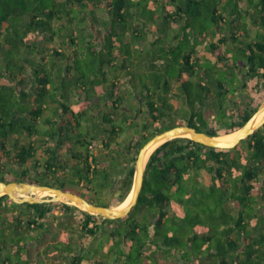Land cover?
I'll return each mask as SVG.
<instances>
[{"label":"trees","instance_id":"trees-1","mask_svg":"<svg viewBox=\"0 0 264 264\" xmlns=\"http://www.w3.org/2000/svg\"><path fill=\"white\" fill-rule=\"evenodd\" d=\"M101 10L105 11V17L98 15ZM252 26L257 27V32L250 38ZM170 29H175L172 37L167 35ZM56 41L60 46L55 43L47 48V53H42L45 50L42 43ZM143 41L149 44L148 49L142 48ZM202 46L210 55L199 53ZM25 49L38 51V61L28 56L20 58ZM0 60L3 61L0 181H18L24 173L23 181L46 184L38 178L47 175L55 178L58 166L65 164V168H72L66 183L82 182L88 191H95L93 182L97 180L101 188H106L112 175L110 165L121 158L110 149L118 142L121 144L122 135L135 129L139 133L137 137L120 148L125 152L123 164L125 168L128 166V171L113 202H99L72 185L63 186L91 202L115 207L130 193L139 149L154 134L179 124L213 136L228 134L237 131L257 110L264 99V0H0ZM56 70L57 79H52ZM111 72L115 73L110 78ZM250 81L254 82L248 87ZM59 90L62 93L58 97ZM73 91L78 94L77 107L83 109L78 117L73 113V105L62 101L65 96L69 101ZM83 91H88L90 96H84ZM245 91L251 95L258 92V99L251 103L250 96L240 93ZM128 92L138 99V106L126 105V108ZM98 95L102 109L97 111V116L105 136L96 142L95 137L85 140L81 133L72 135V130H78L83 125L82 118H86L84 105L87 101L94 103L92 98ZM178 96L183 113L175 111L172 101ZM45 97L48 102L28 104L33 98L37 102ZM49 98L56 103L57 113L61 106L64 115L72 113L73 118L61 122V126L56 124V118H46V128L41 131L35 122L50 109ZM207 108L214 110L213 120L206 117ZM117 116L121 117L120 122H116ZM20 133L29 139L22 141ZM41 133H46L44 164L37 158L39 149L35 139ZM56 139L57 142L52 141ZM84 142L86 153L73 149L72 145ZM64 144L67 153L76 160L73 167L61 163L60 150ZM98 146L105 150L101 151L105 154L103 162L110 161L109 168H100L99 151L95 154ZM32 158L34 162L28 165L34 167L36 176L31 169L23 168L18 174L7 171L8 160L25 166ZM53 164L56 168L50 172ZM146 169L144 185L134 207L142 203L143 194L149 196L148 207L156 210L154 217L150 213L155 235L151 236L147 225L142 227L138 220L126 222L125 234L121 233L116 220L128 218L134 207L122 218L102 220L101 215L67 202L68 211L77 209L82 216L79 222L84 243L91 244L90 239L109 233L115 242L103 238L100 243L112 246L106 253L113 249L117 252L112 264L121 258L122 264H128L132 255L133 260H139L144 251L150 249L153 254L160 247L169 251L167 255L171 258L175 253L173 245L178 246L172 243V236L166 234L162 246L156 250L148 246L143 236L154 243L156 229L167 219H173L176 209H185L186 203L198 206L207 197L223 207L217 225L219 233L204 229L203 235H200L202 231L197 232L188 236L184 244H178L195 243L197 257L205 247L216 264H264V205H260L264 201V126L234 148L207 146L189 137L166 140L151 153ZM203 170L211 175L208 187L199 185ZM114 180L113 176L110 185ZM191 180L194 185L188 184ZM9 201L7 194L0 196V245L5 246L14 240V222L8 212L12 205H18ZM229 202L234 213L228 207ZM128 237L131 242H127ZM213 245L215 251L210 250ZM68 248L70 251V244ZM85 250H88L86 246L83 256L88 253ZM8 251L0 246V264H11ZM181 252L188 257L186 251ZM101 262L84 259L82 264Z\"/></svg>","mask_w":264,"mask_h":264},{"label":"rangeland","instance_id":"rangeland-1","mask_svg":"<svg viewBox=\"0 0 264 264\" xmlns=\"http://www.w3.org/2000/svg\"><path fill=\"white\" fill-rule=\"evenodd\" d=\"M98 15L100 17H105L106 13H105L104 10H101V11L98 12ZM92 28H95V25H93ZM253 33H254V36H255L256 35L255 34L256 31L254 30ZM55 43L57 44V46H60V45H58L57 41L52 43V44L51 43H46V42L42 43V46H43L42 48H45V50L43 49L42 53H47L48 52L47 48L54 47ZM149 47L150 46L148 45V43H146L144 41L143 45H142V48L143 49H148ZM199 53L200 54L210 55V53L208 51H206L203 46L200 47ZM26 56L31 58L33 61L35 60V62H37L38 61L37 59L40 56V53L38 54V51L31 52L30 49H25L23 54L20 53V58H24ZM2 68H3V61L0 60V70H2ZM111 76H112V74L110 73V78H111ZM242 76L245 77V74H242ZM52 78L57 79V75L56 74H55V76L53 75ZM253 82L254 81H250L248 87H251ZM175 85H176V83H175ZM57 93H62V91L59 90V91H57ZM75 93H77V91H73L72 92V94L77 99H73V100H78L79 101V99H78V97H77V95ZM237 94L238 93H236V95ZM241 94L242 95L245 94V96H250V97H248V99H249L248 101H250L251 103L254 102L255 98L258 99V92H254L251 95L250 92L245 91V93L241 92ZM83 95L84 96H90V93L88 91H83ZM128 96H130V94H128ZM179 96L176 99H172V101H173V103L175 105V111L178 112V113H183L184 109H180V108H183V105L180 102ZM73 100L70 99L68 101V98L66 96L63 97V99H62V101H65V103L69 104L70 106H71L72 103H75ZM41 102H48V98L47 97L38 98L37 102L33 98L31 100V102L30 101L28 102V104L30 106H32L31 103L34 104V105H37V104H39ZM131 103L133 104V105L130 104L131 107H135L137 104H139L138 99L137 100L136 99H132ZM48 104H50V103H48ZM84 108H85L87 114L85 116L86 118H82L84 120L83 121V125L78 130H72L73 134L72 133H70V134L76 136L79 133H81L82 137L85 140H91L92 137H95L96 138L95 139L96 142L100 141L99 140L100 137H104L105 133L101 131L102 125L100 124V121H98L99 117L97 115H93L92 114V112L95 113V111L98 109L97 108V104H96V107H95L93 102L89 103L87 101V105L85 104ZM82 111H83L82 107H77L76 105H73V113L76 115V117H78L80 112H82ZM58 112L59 113H58V116H57L56 107L48 109L45 113L42 114V115H44V117L41 118L39 122H35L36 127L39 130L44 131L45 128H46L44 119H46V117L56 118V124L59 125V126H61V122H62V124L63 123H67L68 122L67 119L73 118L72 115H71V117L69 116V118H66V117L64 118L65 115L62 112V107L61 106L58 108ZM213 113H214V110L212 108H207L206 111H205V115H206V117L209 120H211V119L213 120V116H214ZM70 114H72V113H70ZM92 116H95L96 118L95 117L94 118H90ZM175 116H177V115H175ZM63 118H64V120L66 119V122H64ZM138 118H141V114L138 115ZM115 120H116V122H120L121 121V117L117 116L115 118ZM28 121L30 122L32 120L30 118H28ZM52 126H54V125H52ZM63 126H65V125H63ZM63 130H65V128H63ZM131 132L132 133L128 132V133H125L124 135H122L120 137V139H119L121 144L118 142V145H113V147L110 149V152L117 154L119 156V158L121 157L120 158V162H118V160H119L118 159V160H115L114 165H110L111 170H109V171H110V173L112 175L108 179L111 182L112 181V177L114 176L115 180H114L113 184L110 185V182H109V183H107V187L106 188H101V186L98 185L97 180H94L93 185H94V187L96 189L95 190L96 193H95V191H92V190L88 191L85 188V186L83 185L82 182L80 183V185L71 184L70 182H67V185L74 186V188L76 190H78V191L81 190L82 192H85L88 196L96 198L99 202H107V203L113 202L118 197V192H119L118 189L120 187H122V179L124 178L123 176L128 171V169H127L128 166L125 168L126 165L123 164L124 163L125 152L123 151V149H120V148H123L125 146V144H127L128 140H130L131 138L135 139L137 137V135L139 134L138 131H135V129H133ZM45 134L44 133L38 134L36 136V138H35L37 140V143H36L37 147L39 149L37 151V158H38V160L42 161L43 164L45 163V160H43V158H45V156H44L45 155V153H44L45 151L43 149H45V147H46V145H45L46 135ZM72 135H71V137H72V139H74ZM18 136H23L22 137V141H24V142L29 139L28 135H25V134L23 135L22 133H20ZM57 139L56 140H52V141L57 142ZM36 140H35V142H36ZM245 142L246 141H244V143ZM245 144L242 145V146H245L244 148L247 147ZM52 145H53L52 143L48 144V146H52ZM11 146H12V144L9 143L8 147H11ZM62 146H63V148L60 150V156L62 154L61 163H65L66 162L67 164H70L71 167H73L72 165L75 163L74 161H76V160L73 159L71 154L67 153V146L65 144L62 145ZM72 146H73V149L75 148L74 150H76V151L80 150V151H83V153H86V151H87V145H86L85 142H84V144H79V145H75L74 144ZM96 151L97 152L99 151L98 155H99V160L101 162L100 168H103V166L109 168L110 161L108 163H104L103 162V160L105 158L104 157L105 154L102 153V152L105 151V150L101 149V147L98 146V150H95V154H96ZM47 155H48V152H47ZM33 160H34L33 158L30 159L28 161L27 165H25V166H21V165L16 164V163L13 164V162L11 160H8V163L7 164L4 163L3 167L5 168V164H6L7 171L8 172L12 171V172H15L16 174H18L19 172L21 173L23 171L22 170L23 168L24 169H31V173L35 176L36 173L33 171L34 167L28 165V164H32V162H34ZM65 167H66L65 164H62V165L58 166V168H57L58 170L56 172H54V173L62 174V175L65 174L66 177H70V174L72 172L71 171L72 168L68 169V168H65ZM55 168L56 167H54V164H53V167L50 166V169H51L50 172L53 171V169H55ZM206 174L207 175L202 178V183H204V180H207L208 178L211 177L209 173L206 172ZM188 184L194 185V180L189 181ZM149 201H150L149 196L147 194H143L142 195V203H140L137 207H134L132 212L129 214L128 218H126V219H117L116 220V222L119 225V229H121V233L123 235L125 234V231H124L125 227H123V226H127V225H124V224H127L126 222H128V221L132 222L134 220H138L139 222H141V226L142 227L147 225L148 232L151 234V236L155 235V233H154L155 224L153 223L154 221L153 222L150 221V219H151L150 217H151V215L153 217L155 216L156 210H155L154 207L149 209V207H148ZM64 202L67 203V201H64ZM184 206H185V209L184 208L183 209H176L177 210V215L173 219H170V218L167 219L166 221H164L163 225L161 226V228L159 230L156 229V231L158 233H156L157 234V240H155L154 243H150L151 239L150 238L148 239L147 237L143 236V240L145 242H147L148 246H150L151 248L152 247L156 248V247L162 246V243H163L162 239H163V237L166 234L172 236V238H173L172 239V243L178 245V246H174L173 245V248H174L173 250H175V253H174L173 257L169 258V256H168L169 255V253H168L169 251L167 252L164 249H160L161 248L160 247L159 249L157 248L156 253H153V254L150 253V251H149L150 249L148 250V252L144 251L143 257L141 259H139V260H133L132 257L134 255H132V257H130V261L127 262L128 264H188V262H187L188 259L187 258L188 257L193 258L194 254H195V248H194L195 247V243H192V244H189L188 246H186V245H182V244L179 245L178 242H181V243L184 244V242L186 241V238L188 236H193L194 234H196L197 230L203 229V228L210 229L211 233H217V232L219 233V231L217 230V225L220 222V220L222 219V218H220L221 217L220 214L223 212V209H222L223 207L221 206V204L219 205L218 203H215V201L213 199H209L207 197H203V202L199 203L198 206H195V205L192 206V204L187 205V203ZM228 207H229V209H230V207H232V210H233V213H234L235 209H233L232 202L231 203L229 202ZM71 212L73 213V212H76V211L74 210V211H71ZM183 212H185V213H183ZM150 213H151V215H150ZM148 216H149V219H148ZM169 216H171V212L169 213ZM217 218H220V219H217ZM217 220H219V221H217ZM109 225H110L111 229H113L114 226H112L111 223H109ZM107 228H109V227H107ZM114 229H117V228L115 227ZM200 235H201V233H200ZM103 236H102V238H99L98 236H96L95 242H94L96 244V246H95V244H93V246H92V248L96 247V250L92 249L93 250L92 252L89 251L87 253V255H86V258L89 259L90 262H91V260L94 261V262H96L98 260L100 262V260H101L102 262L100 264H112L116 260V257H117L116 253L117 252H115V250L113 249L111 253H106V250L108 249L109 243L101 244L100 240L104 238V239L109 240V242H112V241L115 242L114 241L115 239H112V236L109 233L104 234ZM201 239H202V236L198 239V241L200 242ZM127 242H131L129 237H128ZM84 244H86V243H84ZM121 246H124V245H121ZM118 250H119V247H118ZM181 250L186 251L188 257L185 258L184 254H182ZM179 256H182L184 259L181 260V258H179ZM123 261L124 260L121 258V259L118 260L117 264H122ZM194 264H202V263L199 262V263H194Z\"/></svg>","mask_w":264,"mask_h":264},{"label":"flooded vegetation","instance_id":"flooded-vegetation-1","mask_svg":"<svg viewBox=\"0 0 264 264\" xmlns=\"http://www.w3.org/2000/svg\"><path fill=\"white\" fill-rule=\"evenodd\" d=\"M25 177L22 173L21 180L17 182H22ZM38 180L62 189H65L63 186L67 184L65 174L55 173V178L47 175ZM12 202L14 201L11 199L9 203ZM15 203L18 205L14 207L12 205L10 207L12 212H8L10 220L14 222L12 226L14 240L11 245L5 246L4 243L0 245L2 250H9L11 264H82L83 260L87 259L83 256L84 246L88 249L85 251H93L95 238L90 239L91 244L87 242L84 245L85 239L79 222L82 216L77 209L71 210L76 211L73 213L68 211L66 202L42 201L34 202L38 204L34 206L27 205V202ZM111 248L109 244L107 250L110 251ZM122 248L128 251L125 245ZM152 249L156 250L153 247Z\"/></svg>","mask_w":264,"mask_h":264},{"label":"water","instance_id":"water-1","mask_svg":"<svg viewBox=\"0 0 264 264\" xmlns=\"http://www.w3.org/2000/svg\"><path fill=\"white\" fill-rule=\"evenodd\" d=\"M264 126V99L259 104L257 110L250 116V118L237 130V134L233 140L222 141L216 139L217 136L210 135L204 131L197 130L196 127L179 124L167 128L161 132L154 134L150 137L139 149L138 156L135 162V171L133 177V185L130 193L132 197L129 203L121 208L99 205L89 201L85 196L80 193L65 190L59 187L30 183V182H17V181H0V196L7 194L14 202H42V201H67L74 200L79 208L86 212L101 215L102 220L117 219L128 215L132 208L137 204L141 190L144 185L146 164L154 149L166 140L175 137H189L196 142H200L207 146L217 148H234L241 140L253 134L257 129ZM35 189L49 192V198L37 196ZM129 193V194H130ZM65 197L63 200L62 197Z\"/></svg>","mask_w":264,"mask_h":264},{"label":"crops","instance_id":"crops-1","mask_svg":"<svg viewBox=\"0 0 264 264\" xmlns=\"http://www.w3.org/2000/svg\"><path fill=\"white\" fill-rule=\"evenodd\" d=\"M249 30H250V38H253L254 37V33H253V31L255 30L256 32H257V27H254V26H252V27H249ZM175 34V29H170L169 31H168V33H167V35L168 36H170V37H172L173 35ZM256 34V33H255ZM144 42V41H143ZM142 45H143V43H142ZM149 45V44H148ZM115 72H111V74L113 75ZM55 74H57V70L56 71H54L53 72V75L55 76ZM52 79H54V78H52ZM129 94H130V96H127V102H126V104H125V106L127 105L128 107H131L130 106V104H132L131 102H132V99H136L137 100V98L135 97V96H133V94L131 93V92H128ZM241 93V92H240ZM59 94L61 95V93H57V95H58V97H59ZM76 95H77V97H78V94L77 93H75ZM100 97L101 96H95V97H93L92 99L95 101L94 102V105H95V107H96V104H97V110L95 111V113H93L92 112V114L93 115H98L97 114V111L101 108V106H99L98 104L100 103ZM132 98V99H131ZM70 99L71 100H73V99H77L72 93H71V95H70ZM75 103H72L71 105H76V106H78L79 105V101L78 100H73ZM49 106H50V108H54V106L56 105V103H54L50 98H49ZM53 104V105H52ZM133 105V104H132ZM127 106H126V108H127ZM136 106H138V104L136 105ZM135 106V107H136ZM125 108V107H124ZM102 109V108H101ZM128 109V108H127ZM59 113V112H58ZM58 113H57V116H58ZM71 115L72 114H70V113H68L67 115H65L64 116V118L66 117V118H69V116L71 117ZM47 116V115H46ZM45 116V117H46ZM46 118H49V117H46ZM206 170H203L201 173H200V177H199V185H204V186H206V187H208L210 184H211V177L210 178H208L207 180H204V183H202V178L204 177V176H206L207 174H206ZM208 173V172H207ZM211 176V175H210ZM260 205H264V201L263 202H261V204ZM264 211V210H263ZM204 229H206V228H203V229H199V230H197V232H201V235H203V230ZM207 230V229H206ZM196 232V233H197ZM211 251H215L216 250V248H215V246L213 245L212 246V249H210ZM209 251L205 248V247H203V253H201V255L199 256V257H197L196 255V253L194 254V256H193V258H191V257H188L189 259H188V264H194V263H197V261L198 262H200V263H202V264H216V262H214L213 261V259H214V257H212L211 255H209V253H208ZM182 260V259H181ZM186 261V260H185Z\"/></svg>","mask_w":264,"mask_h":264},{"label":"bare ground","instance_id":"bare-ground-1","mask_svg":"<svg viewBox=\"0 0 264 264\" xmlns=\"http://www.w3.org/2000/svg\"><path fill=\"white\" fill-rule=\"evenodd\" d=\"M236 134H237V131L232 132V133H228V134H221V135H218L216 139L222 140V141L233 140L235 138ZM34 191H35L37 196L50 194L49 192H47V191L43 192L40 189H35ZM131 197H132V192L130 194H128L127 198L121 204L117 205V208H121V207L126 206L129 203V201L131 200ZM62 198H63V200L65 199L64 196ZM69 203L77 205V203L74 200L70 201Z\"/></svg>","mask_w":264,"mask_h":264}]
</instances>
